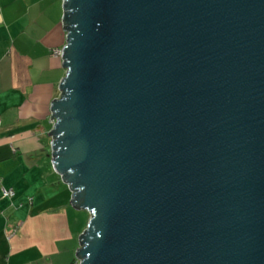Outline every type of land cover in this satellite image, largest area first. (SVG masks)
Wrapping results in <instances>:
<instances>
[{"label":"water","instance_id":"water-1","mask_svg":"<svg viewBox=\"0 0 264 264\" xmlns=\"http://www.w3.org/2000/svg\"><path fill=\"white\" fill-rule=\"evenodd\" d=\"M51 164L80 264H264V0H63Z\"/></svg>","mask_w":264,"mask_h":264},{"label":"crops","instance_id":"crops-1","mask_svg":"<svg viewBox=\"0 0 264 264\" xmlns=\"http://www.w3.org/2000/svg\"><path fill=\"white\" fill-rule=\"evenodd\" d=\"M63 12V0H0V264H67L88 222L51 164Z\"/></svg>","mask_w":264,"mask_h":264},{"label":"built area","instance_id":"built-area-1","mask_svg":"<svg viewBox=\"0 0 264 264\" xmlns=\"http://www.w3.org/2000/svg\"><path fill=\"white\" fill-rule=\"evenodd\" d=\"M63 27L65 29V24L64 23H63ZM65 38H66V29H65ZM62 48H63V46L62 47H54L52 49L53 54L61 55L62 54ZM53 122H54V119L52 118V123ZM50 151L52 152V149H51V141H50ZM2 192H3V195H8V196H11L13 194V190L11 188H3L2 189ZM67 264H80V260H79V258H77L75 256V258L71 262H69Z\"/></svg>","mask_w":264,"mask_h":264},{"label":"rangeland","instance_id":"rangeland-1","mask_svg":"<svg viewBox=\"0 0 264 264\" xmlns=\"http://www.w3.org/2000/svg\"><path fill=\"white\" fill-rule=\"evenodd\" d=\"M86 212L88 213V211L86 210Z\"/></svg>","mask_w":264,"mask_h":264}]
</instances>
